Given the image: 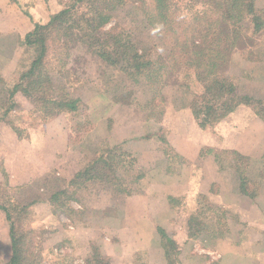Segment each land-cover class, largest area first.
Returning <instances> with one entry per match:
<instances>
[{"label":"rangeland","instance_id":"1","mask_svg":"<svg viewBox=\"0 0 264 264\" xmlns=\"http://www.w3.org/2000/svg\"><path fill=\"white\" fill-rule=\"evenodd\" d=\"M101 1L107 24L72 19L35 36L45 46L43 100L67 97L74 109L20 94L11 106L6 93L41 52L25 41L34 24L74 0H7L15 8L0 21V117L47 151L17 150L20 189H7L4 172L0 182L20 264H224L229 246L242 264L264 261V31L246 8L229 18L225 0H169L178 20L153 18L158 33L144 18L154 0ZM253 3L264 21V0ZM85 35L105 41L116 64ZM221 79L256 104L202 114L198 103H221Z\"/></svg>","mask_w":264,"mask_h":264},{"label":"trees","instance_id":"2","mask_svg":"<svg viewBox=\"0 0 264 264\" xmlns=\"http://www.w3.org/2000/svg\"><path fill=\"white\" fill-rule=\"evenodd\" d=\"M95 1L96 0H74L73 2L74 5L72 4L71 7H69L70 9H73L74 11H76L74 15H70V9H64L63 11H60L58 14L52 16L47 23L45 24L35 23L34 24L33 30L25 37V41L29 45L39 44L41 52L38 57L33 59L29 67H27L24 71L20 72L19 74L20 78H17L16 83L11 88L6 89L8 105L10 104L11 106L15 105L14 101L12 100L14 99V96L16 94H20V95H23L31 99L34 103L37 102L40 104L41 101H43V102H46V104H51L50 106H53V107L55 106L63 107L64 106L65 108H68V109L75 108L76 100H73L67 97H65L64 99H62V97L61 98L59 97V99L46 97V101L43 100L44 95H45L43 90H45V88L43 87V84H42L44 77L41 76V73H43L41 71V68H42L43 57L45 56L44 54L45 46H44V40L40 39L39 41V39L35 38V36L40 31H44L45 29H48L51 25L55 26V24L58 22H61L62 25L68 27V24L70 23L72 19H77L78 23H80V21L83 19L85 23H87V25H90V27L92 28L96 26L101 27L104 24H107V22L111 19L109 13L107 11H105L107 13H104L102 12L101 9L99 10L96 6L97 3H95ZM102 1L107 2L106 0H102ZM154 4H155L154 13L151 15H146V17L144 16V18L146 20V23L148 24L150 31L155 30L156 33H158L161 31V29L160 27H158V25H152L153 22H155L154 21L155 19L153 18H157V17L161 18L159 23L164 25L167 22H169L170 18L173 21L175 18L177 19V17H175L172 14H171L172 16H170L169 14L170 13L169 12L170 10L169 0H154ZM77 5L79 6L77 7ZM245 8L248 11L247 13L249 15V19L251 18V20L253 21L254 29L256 31H260V30L264 31V21L260 20V17L259 18L257 17V15H261V12L257 11L258 9L254 6L253 0H225L224 10H226L227 14L228 13L230 14L229 18H232V20L235 19V16L239 12L242 13L243 10H245ZM183 23H184V20H183ZM106 31L107 30H102V33H105ZM115 32L116 31H113L111 34L114 33L116 35L117 32L116 33ZM85 36L88 39L87 35ZM85 41L88 42V44H90L91 49L97 52L102 58L108 61L111 65L116 64V60L114 59L112 54H110V52L107 51L106 49L105 41H94V43H90L89 39L88 41L87 40ZM123 56L125 57L124 59L126 60L130 59V57H128V55H126L125 53L123 54ZM131 59H138L139 61L140 58L135 54L131 57ZM47 76L48 77H46V80L53 82L51 78L52 77L51 74H48ZM30 79L32 80L28 81ZM0 82L5 84L4 79L1 75H0ZM203 82H204V85H201L202 88L204 89L206 88L207 92L210 91L211 89L213 90V87L210 83L211 80L204 78ZM237 98H238V102H235ZM239 102L244 103V104H252V103L256 104L254 101H249V98L246 97L245 95H241V94L237 95L236 88L232 86V84H230L225 79H221V103H217V97H215V99H212L210 101H205V105H202L203 103H198L197 106L198 108L205 109L201 112L202 114L203 112H205L206 114H210L211 110L213 109L214 111L212 113L216 114L217 109H219L220 107L222 111L225 110V112L227 113V112H231L238 105ZM260 104L262 105L261 102ZM192 114L196 116V122L197 121L199 122L200 117L195 112H193ZM0 120H6L5 116L2 115L0 117ZM202 120H205L204 116ZM8 124L9 126H11V121H9ZM202 124L204 123L202 122ZM13 129H15L14 126H13ZM109 154L110 152L108 153V155ZM112 154L119 156L121 154V151L118 150L117 154L114 152H112ZM107 166L108 167L111 166L112 168V165L107 164ZM84 171L85 170H83L82 173H85ZM75 181L76 180H74L73 185H75L74 184L76 183ZM63 192L64 194L66 193V191H63ZM243 192L246 193L245 191ZM168 201L169 203H174L175 201H177V199L168 197ZM5 214L9 222V236L11 239V250H12L10 260L7 264H20L19 257H18L19 256L18 250L20 248L17 245V239L15 238V233H14L15 224H14L12 215L9 212V210H5Z\"/></svg>","mask_w":264,"mask_h":264},{"label":"crops","instance_id":"3","mask_svg":"<svg viewBox=\"0 0 264 264\" xmlns=\"http://www.w3.org/2000/svg\"><path fill=\"white\" fill-rule=\"evenodd\" d=\"M15 8V5H11L7 2V0H0V21L7 23V18L10 16L9 13L10 11H13ZM21 19H18L21 22L20 26H27L26 25V18L24 16L20 17ZM10 21V19H9ZM0 22V24H1ZM28 24V23H27ZM30 25V23H29ZM1 41V37H0ZM16 98V97H14ZM15 100V99H14ZM26 139V140H25ZM11 140L12 142H15L16 144H12V142H9ZM22 149L25 152H35L39 158H43L46 156V149H44V146L42 144H37L33 141V135L31 132L28 133V137L22 138L19 135L16 134L15 130H13L12 126H9L7 124L6 120L1 121L0 120V159L3 160V165H0V182H2V178L4 174H7L9 178H7L8 181V186L7 189L11 191L13 188H18L20 189V184L18 181L15 179V173H17L18 167H14V154L17 152V150ZM8 156V161H13L9 163L5 162V159ZM9 156L14 157L13 159H10ZM4 172V174H3ZM155 185V184H151ZM157 186V184H156ZM6 187V186H5ZM1 202V201H0ZM48 205V203H46ZM0 210H3V208H0ZM7 223L9 225V222L7 220L6 214H4L0 211V247H5V254H7V257L4 259L2 253L0 252V264H7L10 260L11 257V239L9 236V230L5 229L7 227L5 225ZM230 245H234L229 243ZM236 245V244H235ZM230 247V256L226 255L227 253H221V257L223 260L226 258L225 261H223L224 264H242L239 262L237 259L238 256V251L235 247L229 246ZM1 250V249H0ZM237 256V258H236ZM261 256V254L255 255L252 263L248 261L247 263L250 264H264L263 260H258L257 258ZM256 258V259H255ZM244 264V263H243Z\"/></svg>","mask_w":264,"mask_h":264}]
</instances>
